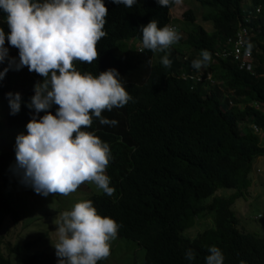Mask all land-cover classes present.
<instances>
[{
    "label": "trees",
    "instance_id": "trees-1",
    "mask_svg": "<svg viewBox=\"0 0 264 264\" xmlns=\"http://www.w3.org/2000/svg\"><path fill=\"white\" fill-rule=\"evenodd\" d=\"M242 2L206 0L203 5L222 15L224 24L220 26L219 15L212 12L204 13L203 21L215 22L220 38L231 36L234 29L227 23L236 18L237 6ZM252 2L258 4L260 0ZM103 3L107 9L105 36L96 44L97 59L91 63L75 60L73 66L93 77L109 68L116 69L131 99L122 107L102 111V117L117 121L114 126L101 125L93 117L91 126L82 129L94 132L109 145L111 158L105 175L114 189L110 196L101 190L84 200H90L101 217L117 223L116 237L137 244L143 252V264H205L211 246L221 251L223 264H264V232L234 211L235 202L249 194L254 161L264 156V146L259 142L260 137L264 138V80H254L240 72L239 65L231 60H219L210 70L220 85H206L209 95L201 84L190 91L176 74L179 63L169 55L170 66L154 64L151 50L144 55L134 54L123 44V39H141L140 27L152 19L158 27L165 26L170 20L166 9H160L156 0H136L130 8L112 4L111 0ZM5 17L0 11V28L7 35ZM189 20L182 27L187 37L184 45L195 53L210 49L214 45L212 37L192 17ZM4 46L8 54L0 70L8 66L9 58L18 61V50L7 39ZM258 46L264 55V46ZM33 74L25 66L18 71L10 69L0 79V98L4 102L7 103L5 93H19L21 97L19 113L6 116L7 127L25 129L32 117L26 105L34 95V84L43 81L39 75L36 82ZM222 91H233L234 96L228 100ZM56 107L49 109L51 114H55ZM43 114H36L37 119ZM14 163L13 152L0 149L3 228L8 217L13 221L19 218L5 193L20 184ZM222 190L232 194L218 196ZM206 215L211 216L210 225L188 235L197 220ZM257 216L253 221L260 219V214ZM39 242L40 238H36L8 246L7 251L19 257L18 264H56L55 253L36 251L23 255ZM188 249L194 252L191 261L185 259ZM2 252H6L5 247L4 251L0 249V264H11ZM103 260L97 264H103Z\"/></svg>",
    "mask_w": 264,
    "mask_h": 264
},
{
    "label": "clouds",
    "instance_id": "clouds-1",
    "mask_svg": "<svg viewBox=\"0 0 264 264\" xmlns=\"http://www.w3.org/2000/svg\"><path fill=\"white\" fill-rule=\"evenodd\" d=\"M186 1L156 0L160 9H166L169 22L158 27L152 19L140 27L141 39L137 36L123 39V44L134 54L144 55L151 50L154 64L170 66L169 55L179 63L176 74L189 85L190 91L197 84L207 93L206 85H220L210 70L219 60H231L239 65L240 72L254 80H264V55L258 46H264V1L253 4V0H243L238 4L236 18L227 23L234 32L223 38L219 37L215 22H205L211 30L198 23L192 7L182 12L179 21L171 15L181 2L187 6ZM204 1L197 0L204 13L219 15L212 7H205ZM111 3L130 8L136 0H111ZM0 11L6 14L9 29L6 35L0 28V63L8 54L5 39L18 50V61L9 58L8 66L0 70V79L10 69L18 71L25 66L29 72L43 77L42 82L34 84V95L26 105L33 113L25 125L26 134L15 137L12 167L20 183L47 197L50 193L67 195L83 182H92L110 196L114 189L105 175L111 158L109 145L94 132L82 129L91 126L93 117L101 125L114 126L117 121L102 117V111L122 107L131 97L120 83L116 69L109 68L93 77L73 66L75 60L91 63L97 59L96 44L105 36L107 9L103 0H0ZM220 16L221 26L224 19ZM191 17L212 37L214 45L210 49L195 53L192 47L184 45L187 37L182 27L191 22ZM222 93L228 100L234 96L233 91ZM5 99L9 115H16L21 107L20 94L5 93ZM53 105L57 106L54 115L49 111ZM38 113L44 114L37 119ZM55 223L56 264H97L109 256L110 241L115 239L118 225L113 219L97 214L90 200L76 202L71 210L60 213ZM207 251L205 264H223V255L217 247L211 246ZM193 258V250H186L185 259Z\"/></svg>",
    "mask_w": 264,
    "mask_h": 264
},
{
    "label": "rangeland",
    "instance_id": "rangeland-1",
    "mask_svg": "<svg viewBox=\"0 0 264 264\" xmlns=\"http://www.w3.org/2000/svg\"><path fill=\"white\" fill-rule=\"evenodd\" d=\"M186 3L187 6L182 2L178 4L177 8L171 11V15L179 21L182 12L186 8L192 7L198 23L207 30H211V26L203 21L204 11L199 7L197 0H187ZM32 77L37 82L39 74L35 73ZM9 111L8 103L0 98V149L14 154L15 137L17 134H26V130L4 125ZM260 138V145L264 146V138ZM252 169V185L249 194L235 202L234 211L239 218L241 216L251 220L253 228L256 223L260 231L264 232V156L258 157L254 161ZM16 177L19 179L17 174ZM83 183H85V185L83 184L84 187L86 186L85 189L78 186L75 191L67 195L50 193L47 197H44L33 192L30 187H26L22 183L18 187H10L5 191L9 203L19 215L17 221H13L10 217L6 221L4 220L6 223L4 228L2 227L4 223L0 222V249L4 251L5 247L6 252H2L3 256L10 260L11 264H18L19 257L12 252H8V246L21 245L36 238H40V242L33 247L32 251H27L23 255L32 254L36 251L55 253L54 246L57 242L55 221L59 214L71 210L76 202L84 200L89 195L101 192L94 183ZM231 194L232 191L222 190L217 192V195L221 197ZM258 214H260V219L256 222L253 221L258 217ZM211 221L210 215L198 219L188 235L193 236L197 232H201L210 225ZM25 238L26 240L23 241ZM15 242H18V244H15ZM136 259L137 264H143V252L137 244L124 238L115 237L110 241L109 256L104 259L105 261L103 260V264H136Z\"/></svg>",
    "mask_w": 264,
    "mask_h": 264
},
{
    "label": "built area",
    "instance_id": "built-area-1",
    "mask_svg": "<svg viewBox=\"0 0 264 264\" xmlns=\"http://www.w3.org/2000/svg\"><path fill=\"white\" fill-rule=\"evenodd\" d=\"M254 129H255V127H254Z\"/></svg>",
    "mask_w": 264,
    "mask_h": 264
}]
</instances>
